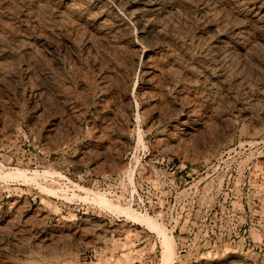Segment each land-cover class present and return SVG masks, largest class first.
Returning a JSON list of instances; mask_svg holds the SVG:
<instances>
[{
    "label": "rangeland",
    "instance_id": "obj_1",
    "mask_svg": "<svg viewBox=\"0 0 264 264\" xmlns=\"http://www.w3.org/2000/svg\"><path fill=\"white\" fill-rule=\"evenodd\" d=\"M64 1L68 2V0H30L31 4L29 0L23 2L21 0H0V17L2 18H0V32L5 36L8 33L13 34L11 37L10 34L6 36L7 38L10 37V43L13 40V43H16V38L27 36L32 42L36 41L37 43H34L38 47L41 45L42 48H45L49 43L48 47L52 51L48 55L43 54L45 56L42 55V58L39 57L37 65L35 64L37 72L34 70L35 73L33 75L25 74L23 71L24 65H26V57L21 53L14 52V57L9 59L6 63V66H8H5V71L7 70L6 73H9L10 78L0 83V175L2 176L4 172H10L14 168L25 170L24 172H26L28 177L32 173L39 177L40 173L45 172L43 176H40L41 178H36V184L34 182L26 183L22 179L11 181L0 178V210L3 211L0 217V251H2L0 252V264H162L159 238L151 230L134 226L123 215L117 214L116 210V212L113 211L114 206L116 208L117 205V207L133 209L139 214H147L158 222L174 246V264H202L201 262L205 264L204 261H207L206 263L208 264H226L230 261L233 262L232 264H264V81L260 84L257 82L254 90L256 88L258 90L256 92L251 90L254 93L249 91L247 96L235 92L238 98L233 95L232 101L228 100L223 103H221L222 101H214L210 103L206 101L209 98L208 88L200 83H192L194 79H191L193 78L192 65L194 66L204 59L206 60V58L203 53L202 57L201 53L196 48H193L195 46L189 42L187 36H184L187 37L184 39L179 37L180 44L190 54V57L186 60L176 47L167 45L157 50V48L141 42L137 24L129 19L125 10L118 9L114 0H99V2L98 0L97 2L96 0H87L97 8L103 6V4H108L110 9H113L111 11L115 12L121 19L123 28L119 27L121 28L119 29L120 32H117L119 36L117 33L112 34L113 31L109 34L108 40L111 39L110 41L114 42L109 43L106 38L102 37L103 35H90L84 25L78 22L79 19L77 20L74 17L75 19H72L75 22L70 20L71 17L61 11L62 7L66 6ZM259 2L264 5V0H259ZM126 3L127 6L129 4V9L133 8L135 4L132 0H126ZM25 6L26 8H24ZM50 7L53 8V11L50 10ZM37 8L41 10L39 11ZM93 8L90 7L91 10ZM91 10L84 11L85 13L81 17L85 18ZM50 13L53 14L51 15ZM35 16L37 17L35 18ZM63 16H67V20ZM26 19L31 23H27ZM196 20L195 16L191 19V22H193L191 23L192 25L190 24V29L188 28L190 36H198L201 32L200 25H198ZM48 21H51L50 24ZM69 21L71 22L67 25ZM72 22L71 28L69 24ZM76 23L78 24L75 27L74 24ZM56 25L60 29H58L59 27L55 28ZM4 26L7 27L5 28ZM63 26L66 29H63ZM36 27L39 28L37 29ZM35 28L37 30L40 29V31H36ZM46 29L49 30L47 31ZM124 29H127L130 33ZM20 30L21 32H19ZM31 31L32 33L30 34ZM75 31L77 32L75 33ZM15 32L18 34L17 36ZM23 33L26 35H23ZM34 33H38L37 36L39 38ZM45 33L51 36L53 34L56 35L52 37L50 35L46 36V39L49 38L47 43V40L43 39ZM58 33H60L59 36L61 37L58 36ZM65 33H67L66 35L69 34V38L68 36L65 37ZM78 33L81 34H79V37ZM21 34L22 36H20ZM42 34L43 36H41ZM55 36L58 37L56 38ZM72 36L77 40L73 39ZM82 36L83 39L80 38ZM87 36L92 43L87 39ZM89 36L93 38L91 37L90 39ZM95 37L96 39H94ZM116 37L119 38L117 39ZM98 38L99 40H97ZM119 39L122 42L119 43ZM126 39H130L128 41L133 45L127 42ZM58 41L62 43H58ZM184 41L185 43L187 41V44H183ZM100 42L102 43L100 44ZM75 44L76 46H73ZM55 46H58V48ZM126 47L129 48L126 49ZM171 51L174 52L172 53ZM196 52L199 54H196ZM58 54L60 55L58 56ZM83 55L85 57L88 56L85 58ZM53 56H58V59ZM99 56L103 57L105 61L103 59L100 60ZM20 57H23L24 60L22 58L23 61H21ZM152 57H155V59ZM197 58L199 59L198 62ZM165 59L167 62H165ZM58 60L59 63H56ZM10 61L11 63H9ZM170 62L176 67L179 65L176 68ZM185 63H187L186 66L184 65ZM41 64H43L42 67ZM153 65L158 67H153ZM37 66L41 67L42 70H40L41 68L37 69ZM169 66L172 68L174 66L175 71L172 69L167 71ZM10 68L11 70L9 71ZM18 68L20 69L19 71L17 70ZM157 68H159L160 72ZM163 68L166 69L163 70ZM184 68L185 70H183ZM161 69L165 73L162 74L161 72L163 71ZM43 70L48 73L47 75L50 78L44 77ZM150 71L153 72L151 73ZM170 72H173L172 75ZM52 73L53 75H51ZM180 73L182 74L180 75ZM35 74L38 76L36 77ZM52 76L57 79L51 78ZM177 76L179 80H176L178 79ZM262 76L261 79H264V74ZM27 77L31 80L27 79ZM41 77H44L43 80ZM175 77L176 79H174ZM83 78L84 80H82ZM156 78L158 80L161 78L162 80L159 82ZM87 80L90 82H87ZM11 81H13L12 85ZM42 81L45 82L42 83ZM156 82H159L162 86ZM187 82H191V84ZM46 83L50 85L48 86ZM55 83L58 84L56 85ZM176 83L178 84L175 86ZM43 84L48 87H43ZM184 84L189 87L184 86ZM155 85L159 86L160 89ZM178 85L179 87H177ZM30 86L31 88H29ZM39 86L44 88L40 97L37 95ZM23 87L27 90H22ZM61 87L64 88L62 89ZM260 89H263L262 92ZM185 90L187 92H192L193 90L191 99L185 96ZM140 92L143 94L141 95ZM46 93L47 97L44 98L43 96ZM168 93L172 95V98L167 97L171 96ZM140 95L143 98L140 99ZM260 96H262V99ZM247 97H251L253 102L259 104L253 111L254 113L248 114L240 110L244 104L242 103L243 100L245 102ZM254 97L260 102L255 101ZM152 98L153 100H151ZM162 98L167 101L162 100ZM43 99H45V102ZM181 99L185 106L182 104ZM195 100L197 101L196 103H194ZM201 100L202 102H200ZM39 101L42 103L40 104ZM122 102L124 103L122 104ZM159 103H162L163 106L159 105ZM151 104L153 108L150 107ZM158 105L161 108L164 107V109H155ZM181 106L184 108H181ZM231 106L235 108L233 109ZM180 110L183 111L181 112ZM220 111H223V114ZM202 112H206L205 115ZM160 113L162 115L158 116ZM212 118V121H208ZM261 119L262 121L258 122ZM209 123L210 127H207ZM223 128L224 130H222ZM174 130L178 131V133H183L180 141L173 137V134H175ZM250 132H252V135H249ZM230 133L232 134L230 135ZM166 134H168V137ZM161 141L162 143H160ZM176 142H179L178 145L175 144ZM165 144L170 147L167 145L166 147ZM37 185L53 192H56L59 188L67 190V192L62 195V191H58L57 196H50L44 191L45 189L42 191ZM76 186L82 187V191L76 190ZM84 188L86 191L91 192L83 191L85 190ZM72 192L76 194L75 197L70 196ZM90 193L105 195L113 207L111 209L102 208L94 201H92L94 203L90 202ZM64 195H66V198H64ZM11 202L12 204L14 202L15 207L17 205L19 207L15 208L11 205L12 208L10 206ZM8 204L11 208L6 207ZM144 207L148 211H143L142 208ZM16 209L17 211H14ZM17 212L18 215L15 214ZM14 215L17 216L15 217ZM21 215L23 218H21ZM11 216L15 218L13 219ZM2 236L6 239L2 238ZM25 238L27 239L26 241H24ZM6 241L8 242L6 243ZM224 258L225 260H223Z\"/></svg>",
    "mask_w": 264,
    "mask_h": 264
},
{
    "label": "bare ground",
    "instance_id": "obj_2",
    "mask_svg": "<svg viewBox=\"0 0 264 264\" xmlns=\"http://www.w3.org/2000/svg\"><path fill=\"white\" fill-rule=\"evenodd\" d=\"M5 1V0H4ZM8 1H10V0H8ZM23 1H25V0H21V2H23ZM34 1V0H33ZM37 1H39V0H37ZM52 1V0H51ZM56 1V0H55ZM61 1V0H60ZM67 1V0H66ZM113 1V0H112ZM115 2L114 3H116L117 4V7H118V9H120V10H125L126 12H127V15H128V17H129V19L131 20V21H133L135 24H137V26H138V30L140 31L139 33L140 34H138V35H140V40H141V42H144L146 45H148V46H151V47H154V48H157V50L158 49H162L163 47H165V46H167V45H169V46H173V47H176L177 48V50L179 49L180 50V53H182V55H183V57L184 58H186V60L190 57V54L188 53L189 51L188 50H186L184 47H182V44H180V42H179V37H183L182 39H184V38H187L188 40H189V42H191L195 47H193V48H196L197 50H198V52L199 53H201V56H202V53L204 54V57L206 58V60L204 59V60H202V61H199V59L197 60V62L198 63H196L194 66L192 65V74H193V78H191V79H194V82H192V83H195V84H197V83H200L201 85H204V86H206L207 88H208V90H209V98H207L206 99V101H208V102H210V103H213L214 101H217V102H219V101H222L221 103H223L224 101H228V100H231L232 98H233V95H235V92H238V93H242V94H244V96H247V93L249 92V91H251V90H254V87H256L257 85H256V83L257 82H259V84L260 83H263V81H264V79H261V77H263L262 75L264 74V5L262 4V3H260L259 2V0H132V1H134L135 2V4H134V7L133 8H128V6H129V4H128V6H127V3H126V0H114ZM7 2V1H6ZM29 2H30V0H29ZM44 2V1H43ZM42 2V3H43ZM48 2V1H47ZM50 2V1H49ZM63 2V1H62ZM65 2V1H64ZM96 2H97V0H96ZM98 2H99V0H98ZM106 2V1H105ZM128 2V1H127ZM3 3V2H2ZM10 3V2H9ZM31 3V2H30ZM40 3V2H39ZM39 3H37L39 6H40V4ZM45 3V2H44ZM57 3V2H56ZM59 3V2H58ZM61 3V2H60ZM66 3V2H65ZM8 4V3H7ZM25 4V3H24ZM32 4V3H31ZM30 4V5H31ZM34 4V3H33ZM52 4H53V2H52ZM51 4V5H52ZM64 4V3H63ZM102 4V3H101ZM3 5H4V3H3ZM27 5H28V3H27ZM42 5V4H41ZM50 5V6H51ZM53 5H55V4H53ZM52 5V6H53ZM60 5V4H59ZM66 6H64V7H62V9H61V11H64L66 14L65 15H68L69 17H71L70 18V20H72V21H74V19L75 18H77V20H78V22H80V24H82V25H84V27L87 29V32H89V34L90 35H103L102 37L103 38H106L107 40L109 39V34H111V32L113 31V33L112 34H115V33H117L118 31H119V29H121V28H119V27H122L123 25V23H122V21H121V19L119 18V16L114 12H112L113 11V9H112V11H111V9H110V7L108 6V4L107 5H105V4H103V6H101V7H95V6H93L92 4H91V2H89V1H87V0H68V2L65 4ZM22 6V5H21ZM35 6V5H34ZM44 6V5H43ZM58 6V5H57ZM110 6H112V5H110ZM28 7H29V5H28ZM32 7V6H31ZM30 7V8H31ZM42 7V6H41ZM48 7H49V5H48ZM53 7H55V6H53ZM90 7H94L93 8V10H91L90 9ZM116 7V8H117ZM21 8V7H20ZM24 8H26V6L24 7ZM43 8H46V7H43ZM59 8V7H58ZM61 8V7H60ZM29 9V8H28ZM38 9V8H37ZM57 9V8H56ZM55 9V10H56ZM21 10H23L22 8H21ZM25 10H27V9H25ZM32 10V9H31ZM31 10H29V12H31ZM39 10V9H38ZM41 10V9H40ZM39 10V11H40ZM50 10H52L53 11V8H51L50 7ZM87 10H91L90 11V13L88 14V15H86V17L85 18H83V17H81L85 12L84 11H87ZM24 11V10H23ZM57 11V10H56ZM25 12V11H24ZM35 13H36V11H35ZM40 13V12H39ZM38 13V14H39ZM49 13V12H48ZM118 13V12H117ZM31 14H33V13H31ZM38 14H36L38 17H39V15ZM51 14V13H50ZM53 14V13H52ZM51 14V15H52ZM55 14V13H54ZM58 14H60V13H58ZM58 14H56L57 16H58ZM30 15V14H29ZM41 15V14H40ZM126 15V14H125ZM196 17V21L198 22V25H200V29H201V32L199 33V35L198 36H190L188 33H189V27L192 25L191 23L193 22H191V19H192V17H194V16ZM1 16V15H0ZM34 16V15H33ZM37 16H35V18L37 17ZM60 16H61V14H60ZM59 16V17H60ZM77 16V17H76ZM58 17V18H59ZM64 17V16H63ZM66 17V20H67V16H65ZM64 17V18H65ZM75 17V18H74ZM1 18V17H0ZM28 18V17H27ZM49 18H51V17H49ZM56 18V17H55ZM72 18H74V19H72ZM2 19V18H1ZM0 19V20H1ZM33 19V18H32ZM61 19V18H60ZM195 19V18H194ZM27 20V19H26ZM26 20H25V22H26ZM31 20V19H30ZM33 20H35V19H33ZM38 20V19H37ZM48 20V19H47ZM63 21H65L64 19H62ZM61 20V21H62ZM123 20V19H122ZM3 21H5V20H3ZM53 21V20H52ZM59 21V20H58ZM82 21V22H81ZM6 22H8L7 20H6ZM5 22V23H6ZM30 22V21H29ZM28 22V20H27V23H29ZM38 22V21H37ZM49 22V21H48ZM51 22V21H50ZM50 22H49V24H50ZM53 22H55V21H53ZM52 22V23H53ZM66 22V21H65ZM71 21H69V22H67V25H68V23H70ZM75 22V21H74ZM4 23V22H3ZM2 23V24H3ZM24 23V22H23ZM31 23V22H30ZM45 23H47L46 21H45ZM45 23H43V25H45ZM61 23V22H60ZM8 24H10V23H8ZM32 24H33V22H32ZM32 24H30L31 26H32ZM36 24V23H35ZM37 24H39V23H37ZM48 24V23H47ZM55 24H57L56 22H55ZM59 24V23H58ZM61 24H64V23H61ZM72 24H73V22L71 23V24H69V25H71V28H72ZM78 23H76V24H74L75 25V27H76V25H77ZM191 24V25H190ZM5 25H7V24H5ZM25 25V24H24ZM27 25V24H26ZM66 25V26H67ZM11 26H13V25H11ZM35 26V25H34ZM46 26V25H45ZM49 26V25H48ZM5 27V26H4ZM7 27V26H6ZM5 27V28H6ZM9 27V26H8ZM42 27H44V26H42ZM57 27H59V26H57L56 25V27L55 28H57ZM64 27V28H63ZM63 27H61V28H63V29H66V27L65 26H63ZM74 27V26H73ZM126 27V26H125ZM193 27V26H192ZM2 28V27H1ZM4 28V29H5ZM12 28V27H11ZM14 28V27H13ZM31 28H33V27H31ZM37 29L39 28V27H36ZM35 28V29H36ZM54 28V27H53ZM123 28V27H122ZM189 28V29H188ZM36 29V31H40V29L39 30H37ZM50 29V28H49ZM48 29V30H49ZM58 29H60V27L58 28ZM67 29H68V27H67ZM75 29H77V28H75ZM81 29H82V27H81ZM80 29V30H81ZM84 29V28H83ZM128 29V28H127ZM127 29H124L125 31H127ZM194 29V28H193ZM6 30V29H5ZM16 30V29H15ZM15 30H13V31H15ZM47 30V29H46ZM47 30V31H48ZM55 30H57V29H55ZM62 30V29H61ZM71 29H69V31H70ZM191 30H192V28H191ZM1 31V30H0ZM9 31V30H8ZM34 31V30H33ZM35 31V32H36ZM52 31V30H51ZM50 31V32H51ZM53 31H54V29H53ZM68 31V32H69ZM74 31V30H73ZM83 31V30H82ZM84 31H86V30H84ZM135 31V30H134ZM195 31V30H194ZM9 32H11V31H9ZM19 32H21V30L19 31ZM24 32V31H23ZM26 32H27V30H26ZM44 32V31H43ZM50 32H48V33H50ZM67 32V31H66ZM67 32V33H68ZM71 32V31H70ZM69 32V33H70ZM77 31H75V33H76ZM120 32V31H119ZM124 32V31H123ZM128 32V31H127ZM127 32H125V33H127ZM2 32H0V83L2 82H4V81H6L7 79H9L10 78V76H9V73H6V71H5V68L8 66H6V63H7V61H9V59H12L14 56V52H18V53H21V54H23V56H25L26 57V65H24V68H23V71H24V73L26 74H28V75H33V73H35V72H37V70L35 69V64L37 65V60L39 59V57L40 58H42L41 56L43 55V54H46V55H48L49 53H52V51H51V49H50V47H48L49 46V43H48V39H46L45 37L46 36H48V35H50V34H44V36H43V34L41 35V36H43L44 38V40L46 39L47 40V43H48V46L47 47H45V48H42L41 47V45H40V47H38L34 42H36V41H33L32 42V40L31 39H29V37L27 38V36H25V37H19V38H16L17 40V42L16 43H13V36H12V40L13 41H11L12 43H10L9 42V38L11 37V35H13V34H10V33H8V34H10V37L9 38H7L6 36L8 35H2L1 34ZM6 33V32H5ZM13 33V32H12ZM17 32H15V35L17 36L18 34H16ZM25 33V32H24ZM23 33V35H26V34H24ZM32 33V31L30 32V34ZM64 33V32H63ZM62 33V34H63ZM67 33H65V37L66 36H68V35H66ZM72 33V32H71ZM82 33H84V32H82ZM128 33H130V32H128ZM4 34V33H3ZM35 34V33H34ZM38 34V33H37ZM37 34H35V36H37ZM39 34H41V33H39ZM59 34L60 33H58V36H59ZM72 34H74V33H72ZM79 34L80 33H78V37H79ZM88 34V35H89ZM118 34V33H117ZM121 34V33H120ZM28 35V34H27ZM54 35H56V34H53L52 36H54ZM64 35V34H63ZM62 35V36H63ZM81 35V34H80ZM86 35V34H85ZM126 35V34H125ZM124 35V36H125ZM130 35V34H129ZM192 35V34H191ZM195 35V34H194ZM197 35V34H196ZM20 36H22V34L20 35ZM29 36V35H28ZM32 36V35H31ZM51 36V35H50ZM49 36V37H50ZM51 36V37H52ZM57 36V37H58ZM77 36V35H76ZM84 36V35H83ZM83 36L82 37H80V38H82L83 39ZM114 36H116V35H114ZM113 36V37H114ZM118 36H119V34H118ZM184 36H187V37H184ZM38 37V36H37ZM50 37V38H51ZM56 37V36H55ZM54 37V38H55ZM56 37V38H57ZM59 37H61V36H59ZM73 37V39H76L74 36H72ZM85 37V36H84ZM92 37V36H91ZM91 37L89 36V38L91 39ZM97 37V36H96ZM96 37L94 38V39H96ZM112 37V36H111ZM35 38V37H34ZM33 38V40H35ZM39 38V37H38ZM63 38V37H62ZM68 38H69V36H68ZM79 38V39H80ZM93 38V37H92ZM100 38V37H99ZM99 38L97 39V40H99ZM117 38V37H116ZM119 38V37H118ZM117 38V39H118ZM125 38H126V36H125ZM138 38V39H139ZM41 39V38H40ZM64 39V38H63ZM72 39V38H71ZM87 39H88V36H87ZM87 39H84V40H87ZM100 39H102V38H100ZM113 39H115V38H113ZM112 39V40H113ZM116 39V40H117ZM123 39V38H122ZM121 39V40H122ZM181 39V40H182ZM39 40V39H38ZM54 40V39H53ZM57 40V39H56ZM59 40V39H58ZM69 40V39H68ZM77 40V39H76ZM81 40V39H80ZM89 40V39H88ZM87 40V41H88ZM97 40H94V41H97ZM102 40H104V39H102ZM106 40V41H107ZM111 40V39H110ZM110 40H108L109 41V43L111 42ZM127 40V39H126ZM125 40V41H126ZM129 41H130V39H128ZM127 40V42H129ZM43 41V40H42ZM41 41V43H43ZM50 41V40H49ZM65 41V40H64ZM87 41H85V42H87ZM90 41V40H89ZM119 41V43L120 42H122V41H120V39L118 40ZM124 41V40H123ZM183 41V40H182ZM51 42H52V40H51ZM55 42V41H54ZM57 42V41H56ZM61 42V41H60ZM59 41H58V43H60ZM85 42H84V44H85ZM91 43H92V41H90ZM116 42V41H115ZM37 43V42H36ZM57 43V44H58ZM62 43V42H61ZM67 43H69V42H67ZM76 43V42H75ZM90 43V44H91ZM96 43H98V42H96ZM102 42H100V44H101ZM103 43H105V42H103ZM111 43H114V42H111ZM118 43V42H117ZM124 43V42H123ZM123 43H121V44H123ZM130 43V42H129ZM183 43V42H182ZM51 44H53V43H51ZM55 44V43H54ZM63 44H64V42H63ZM62 44V45H63ZM71 44H74V43H71ZM70 44V45H71ZM81 44V43H80ZM87 44V43H86ZM106 44V43H105ZM128 44V43H127ZM130 44H132V43H130ZM143 44V43H142ZM183 44H187V41H186V43H185V41H184V43ZM190 44V43H189ZM188 44V45H189ZM39 45V44H38ZM44 45V44H43ZM68 45V44H67ZM78 45V44H77ZM91 45H94V44H91ZM96 45V44H95ZM111 45V44H110ZM109 45V46H110ZM114 45V44H113ZM112 45V46H113ZM133 45V44H132ZM191 45V44H190ZM46 46V45H45ZM53 46V45H52ZM73 46H76V44L75 45H73ZM81 46V45H80ZM83 46V45H82ZM106 46V45H105ZM108 46V47H109ZM119 46H121L120 44H119ZM126 46V45H125ZM124 46V47H125ZM140 46V45H139ZM55 47H57L58 48V46H55ZM93 47V46H92ZM99 47V46H98ZM98 47H97V50H98ZM107 47V48H108ZM115 48H116V46H114ZM131 47V46H130ZM150 47V48H151ZM173 47H171V48H173ZM190 47V46H189ZM52 48V47H51ZM56 48V49H57ZM75 48V47H74ZM86 48V47H85ZM101 48V47H100ZM103 48H104V46H103ZM127 48H129V47H126V49ZM133 48H134V46H133ZM132 48V49H133ZM170 48V47H169ZM188 48V47H187ZM60 49V48H59ZM62 49V48H61ZM81 49V48H80ZM91 49V48H90ZM93 49H94V47H93ZM110 49V48H109ZM135 49V48H134ZM167 49H168V47H167ZM53 50V49H52ZM58 50V49H57ZM64 50H65V48H64ZM79 50V49H78ZM114 50V49H113ZM152 50V49H151ZM176 50V49H175ZM51 51V52H50ZM56 51V50H55ZM54 51V52H55ZM89 51V50H88ZM122 51V50H121ZM132 51V50H131ZM156 51V50H155ZM190 51H192V50H190ZM194 51H195V49H194ZM53 52V53H54ZM57 52V51H56ZM101 52V51H100ZM105 52V51H104ZM107 52H108V50H107ZM110 52V51H109ZM117 52H118V50H117ZM172 52V51H171ZM174 52V51H173ZM172 52V53H173ZM179 52V51H178ZM178 52H176V53H178ZM193 52V51H192ZM14 53V54H13ZM85 53V52H84ZM112 53V52H111ZM120 53V52H119ZM159 53H160V51H159ZM158 53V54H159ZM171 53V54H172ZM179 53V54H180ZM199 53H197L196 52V54H199ZM55 54V53H54ZM79 54V53H78ZM89 54V53H88ZM131 54V53H130ZM155 54V53H154ZM154 54H153V56H154ZM168 54V53H167ZM166 54V55H167ZM193 54V53H192ZM60 54H58V56H59ZM76 55V54H75ZM86 55V54H85ZM85 55H83L84 57H85ZM94 55V54H93ZM107 55V54H106ZM110 55H112V54H110ZM128 55V54H127ZM141 55V54H140ZM148 55V54H147ZM152 55V54H151ZM174 55V54H173ZM178 55V54H177ZM194 55V54H193ZM43 56H45V55H43ZM58 56H56V57H54V58H56V59H58L57 57ZM68 56V55H67ZM79 56V55H78ZM88 56V55H87ZM86 56V57H87ZM95 56V55H94ZM103 56V55H102ZM150 56V55H149ZM149 56H148V58H149ZM156 56V55H155ZM161 56V55H160ZM168 56V55H167ZM197 56V55H196ZM195 56V57H196ZM85 57V58H86ZM97 57V56H96ZM111 57V56H110ZM182 57V56H181ZM182 57V58H183ZM194 57V56H193ZM203 57V56H202ZM21 58V57H20ZM23 58V57H22ZM22 58H21V61H23L24 60V58H23V60H22ZM43 58H45V57H43ZM47 58H49V57H47ZM99 58H101L100 60H102L103 59V57H100L99 56ZM133 58V57H132ZM153 59H155V57H152ZM161 58H163V57H161ZM169 58V57H168ZM172 58V57H171ZM179 58V57H178ZM177 58V59H178ZM15 59H17V58H15ZM52 59V58H51ZM79 59V58H78ZM88 59H89V57H88ZM91 59V58H90ZM98 59V58H97ZM108 59V58H107ZM177 59H175L176 61H177ZM180 60H181V58H179ZM178 59V60H179ZM195 59V58H194ZM45 60H49V59H45ZM80 60H81V58H80ZM94 60H95V58H94ZM149 60V59H148ZM157 60V59H156ZM166 60V59H165ZM169 60V59H168ZM21 61H20V63H21ZM55 61V60H54ZM103 61H105L104 59H103ZM157 61H159V60H157ZM161 61H163V60H161ZM170 61H172V60H170ZM184 61H185V59H184ZM45 62V61H44ZM52 62V61H51ZM62 62V61H61ZM79 62H81V61H79ZM98 62V61H97ZM96 62V63H97ZM119 62V61H118ZM150 62V61H149ZM165 62H167V60L165 61ZM179 62V61H178ZM177 62V63H178ZM9 63H11V61L9 62ZM8 63V64H9ZM13 63H15V61H13ZM49 63H50V61H49ZM56 63H59V60H58V62H56ZM91 63H93V62H91ZM127 63V62H126ZM135 63V62H134ZM170 63H172V62H170ZM181 63V62H180ZM188 63V62H187ZM187 63H185L184 65L186 66V64ZM190 63H191V61H190ZM18 64V63H17ZM22 64V63H21ZM24 64V63H23ZM51 64V63H50ZM49 64V65H50ZM62 64V63H61ZM72 64V63H71ZM80 64V63H79ZM83 64V63H82ZM123 64V63H122ZM150 64V63H149ZM164 64V63H163ZM167 64V63H166ZM194 64V63H193ZM14 65H16V64H14ZM19 66H20V64H18ZM40 65V64H39ZM42 65L43 64H41V67H42ZM52 65V64H51ZM60 65V64H59ZM69 65V64H68ZM85 65V64H84ZM92 65V64H91ZM94 65V64H93ZM96 65H98V64H96ZM95 65V66H96ZM148 65V64H147ZM157 65V64H156ZM156 65H153V67L154 66H156ZM159 65V64H158ZM172 65H174L173 63H172ZM171 65V66H172ZM179 65V64H178ZM178 65H177V67H178ZM180 65H182V64H180ZM6 66V67H5ZM48 66V65H47ZM53 66V65H52ZM56 66H57V64H56ZM55 66V67H56ZM63 66V65H62ZM76 66V65H75ZM85 66H88V65H85ZM149 66H152V65H149ZM161 66V65H160ZM171 66H169V67H167V71L168 70H170V69H172L173 71H175L174 70V66H173V68L171 67ZM16 67V66H15ZM18 67V66H17ZM38 67V66H37ZM36 67V68H37ZM40 67V68H41ZM44 67V66H43ZM45 67H46V65H45ZM49 67H51V66H49ZM84 67V66H83ZM83 67H79V68H83ZM99 67V66H98ZM97 67V69H99ZM109 67V66H108ZM156 67H158V66H156ZM176 67V66H175ZM176 67V68H177ZM188 67V66H187ZM189 67H191V65H189ZM39 67L37 68V69H40ZM53 68V67H52ZM58 68H59V66H58ZM64 68V67H63ZM68 68V67H67ZM71 68V67H70ZM87 68V67H86ZM103 68V67H102ZM128 68V67H127ZM160 68V67H159ZM159 68H157L158 69V71H159ZM186 68V67H185ZM185 68L183 69V70H185ZM47 69V68H46ZM46 69H45V71H46ZM76 69H77V67H76ZM92 69H93V67H92ZM107 69V68H106ZM114 69V68H113ZM166 69V68H165ZM164 68H163V70H165ZM187 69V68H186ZM11 70V68L9 69V71ZM18 71L20 70L19 68L17 69ZM16 70V71H17ZM22 70V69H21ZM34 70H36L35 72H34ZM40 70H42V68L40 69ZM68 70V69H67ZM71 70V69H70ZM73 70V69H72ZM75 70V69H74ZM78 70V69H77ZM100 70V69H99ZM162 70V69H161ZM162 70V71H163ZM180 70V69H179ZM182 70V69H181ZM182 70V71H183ZM13 71H14V69H13ZM15 71V72H16ZM22 71V72H23ZM48 71H50V70H48ZM47 71V72H48ZM56 71V70H55ZM58 71V70H57ZM60 71H62V70H60ZM59 71V72H60ZM79 71V70H78ZM81 71V70H80ZM115 71V70H114ZM177 71V70H176ZM12 72V71H11ZM39 72V71H38ZM41 72V71H40ZM44 74L43 75H45L44 77L45 78H50L47 74L48 73H46V72H44V70L42 71ZM59 72H57L58 74H59ZM66 72V71H65ZM64 72V73H65ZM72 72V71H71ZM71 72H70V74H71ZM77 72V71H76ZM75 72V73H76ZM99 72V71H98ZM151 72V71H150ZM153 72V71H152ZM151 72V73H152ZM160 72V71H159ZM56 73V72H55ZM67 73V72H66ZM73 73V72H72ZM79 73V72H78ZM81 73V72H80ZM83 73V72H82ZM102 73V72H101ZM104 73H106V72H104ZM109 73V72H108ZM114 73V72H113ZM143 73H144V71H143ZM162 74L163 73H165L164 71L163 72H161ZM166 73H168V72H166ZM171 73V72H170ZM173 73V72H172ZM172 73H171V75H172ZM178 73V72H177ZM176 73V74H177ZM183 73H184V71H183ZM17 74V73H16ZM99 74V73H98ZM107 74V73H106ZM105 74V75H106ZM115 74V73H114ZM146 74V73H145ZM154 74V73H153ZM153 74H151V75H153ZM169 74V73H168ZM175 74V73H174ZM179 74V73H178ZM177 74V75H178ZM182 73H180V75H181ZM22 75H23V73H22ZM21 75V76H22ZM36 75V74H35ZM39 75H41V74H39ZM42 75V76H43ZM51 75H53V73L51 74ZM68 75H69V73H68ZM68 75H67V77H68ZM96 75V74H95ZM109 75V74H108ZM107 75V76H108ZM113 75V74H112ZM119 75V74H118ZM149 75V74H148ZM155 75H156V73H155ZM154 75V76H155ZM20 76V77H21ZM25 76V75H24ZM38 75H36V77H37ZM48 76V77H47ZM59 76V75H58ZM102 76H103V74H102ZM150 76V75H149ZM168 76H170V75H168ZM183 76V75H182ZM44 77H41L42 78V80H43V78ZM55 77V76H54ZM53 76L51 77V78H54ZM73 77V76H72ZM80 77V76H79ZM103 77H105V76H103ZM113 77V76H112ZM145 77H147V76H145ZM144 77V78H145ZM157 77H158V75H157ZM184 77V76H183ZM187 77V76H186ZM29 77H27V79H28ZM35 78V77H34ZM40 78V77H39ZM100 78V77H99ZM102 78V77H101ZM110 78H111V76H110ZM159 78V77H158ZM165 78V77H164ZM177 78H178V76H177ZM188 78H189V76H188ZM187 78V79H188ZM15 79H18V78H15ZM15 79H14V81H15ZM20 79V78H19ZM30 79V78H29ZM33 79V78H32ZM36 79H38V78H36ZM54 79H57V78H54ZM107 79V78H106ZM149 79H150V77H149ZM151 79H152V76H151ZM174 79H176V77L174 78ZM174 79H172L173 81H175ZM11 80V79H10ZM9 80V81H10ZM21 80V79H20ZM25 80V79H24ZM31 80V79H30ZM29 80V81H30ZM41 80V79H40ZM47 80V79H46ZM51 80V79H50ZM49 80V81H50ZM66 80H67V78H66ZM82 80H84V78L82 79ZM117 80H119V79H117ZM154 80V79H153ZM156 80H158L157 78H156ZM160 80H162L161 78H160ZM160 80H158L159 82H160ZM176 80H179V78L178 79H176ZM184 80V79H183ZM186 80V79H185ZM190 80V79H189ZM188 80V81H189ZM23 81V80H22ZM27 81V80H26ZM25 81V82H26ZM28 81V82H29ZM34 81V80H33ZM57 81V80H56ZM61 81V80H60ZM86 81V80H85ZM84 81V82H85ZM99 81H101V80H99ZM104 81H105V79H104ZM111 81V80H110ZM149 81V80H148ZM166 81V80H165ZM170 81H171V79H170ZM172 81V82H173ZM192 81V80H191ZM12 82L13 81H11V85H12ZM38 82V81H37ZM45 82V81H44ZM43 81H42V83H44ZM62 82V81H61ZM87 82H90L89 80H87ZM159 82H156V83H159ZM181 82V81H180ZM48 83H50V82H48ZM86 83V82H85ZM92 83V82H91ZM103 83V82H102ZM105 83V82H104ZM162 83V82H161ZM179 83V82H178ZM178 83H176L175 84V86L178 84ZM187 83H190L191 84V82H187ZM21 84V83H20ZM22 84H24V83H22ZM36 84V83H35ZM47 84V83H46ZM56 85L58 84V83H55ZM64 84V83H63ZM86 84H88V83H86ZM101 84V83H100ZM107 84V83H106ZM160 84V83H159ZM164 84V83H163ZM169 84V83H168ZM183 84V83H182ZM189 84V85H190ZM258 84V85H259ZM24 85H26V84H24ZM23 85V86H24ZM34 85V84H33ZM48 86L50 85V84H47ZM54 85V84H53ZM70 85V84H69ZM102 86H103V84H101ZM114 85V84H113ZM124 85V84H123ZM146 86H148L147 84H145ZM161 85V84H160ZM165 85V84H164ZM170 85H172V84H170ZM186 84H184V86H185ZM256 85V86H255ZM6 86V85H5ZM17 86V85H16ZM21 86V85H20ZM46 85L45 84H43V87H45ZM48 86H46V87H48ZM64 86H66V85H64ZM77 86V85H76ZM92 86V85H91ZM101 86V87H102ZM152 86V85H151ZM155 86H157V85H155ZM162 86V85H161ZM168 87H169V85H167ZM174 86V87H175ZM181 86V85H180ZM188 85H186V87H187ZM197 86V85H196ZM25 87V86H24ZM22 88V90L23 89H26V88ZM27 87V86H26ZM40 87V86H39ZM43 87H40V88H37V92H38V94L37 95H39L38 97H40V94H41V92H42V90L44 89ZM52 87V86H51ZM54 88H55V86H53ZM60 87V86H59ZM88 87V86H87ZM117 87V86H116ZM159 86H157V88H158ZM166 87V86H165ZM177 87H179V85L177 86ZM182 87V86H181ZM189 87V86H188ZM192 87V86H191ZM205 87V88H206ZM262 87V86H261ZM261 87H259V88H261ZM12 88V87H11ZM19 88V87H18ZM29 88H31V86L29 87ZM57 88V87H56ZM62 88V87H61ZM64 88V87H63ZM62 88V89H63ZM89 88V87H88ZM92 88V87H91ZM94 88V87H93ZM106 88V87H105ZM147 88V87H146ZM152 88V87H151ZM164 88V87H163ZM167 88V87H166ZM165 88V89H166ZM197 88H200V87H197ZM263 88V87H262ZM0 89H1V87H0ZM4 89H6V88H4ZM9 89V88H8ZM7 89V90H8ZM21 89V88H20ZM46 89V88H45ZM58 89H60V88H58ZM58 89H57V91H58ZM82 89V88H81ZM101 89V88H100ZM143 89H145V88H143ZM159 89H160V87H159ZM177 89V88H176ZM193 89V88H192ZM196 89V88H195ZM27 90V89H26ZM32 90H34V89H32ZM47 90V89H46ZM51 90H53V89H51ZM55 90V89H54ZM94 90V89H93ZM104 90V89H103ZM161 90H162V88H161ZM179 90V89H178ZM191 90V89H190ZM194 90V89H193ZM193 90H192V92H187L186 90V92L184 93L185 94V96H187V97H190V99H191V97H193V95H192V93H193ZM197 90H199V89H197ZM196 90V91H197ZM203 90V89H202ZM256 90H258L257 88H256ZM256 90H254L255 92H256ZM261 90V92H262V90L263 89H260ZM29 91V90H28ZM49 91V90H48ZM83 91V90H82ZM91 91V90H90ZM102 91V90H101ZM110 91V90H109ZM150 91H152V90H150ZM154 91V90H153ZM159 91V90H158ZM157 91V92H158ZM173 91H174V89H173ZM182 91V90H181ZM184 91V90H183ZM195 91V90H194ZM34 92V91H33ZM45 92H47V91H45ZM59 92V91H58ZM86 92V91H85ZM88 92V91H87ZM105 92V91H104ZM144 92V91H143ZM165 92V91H164ZM179 92V91H178ZM251 92H253V91H251ZM44 93V92H43ZM65 93V92H64ZM120 93V92H119ZM141 93V92H140ZM145 93V92H144ZM148 93V92H147ZM156 93V92H155ZM159 93H160V91H159ZM163 93V92H162ZM172 93V92H171ZM176 93V92H175ZM197 93V92H196ZM203 93H204V91H203ZM202 92H201V94H203ZM254 93V92H253ZM29 94H31V93H29ZM63 94V93H62ZM143 93H141V95H142ZM146 94V93H145ZM150 94H152V93H150ZM169 94V93H168ZM179 94V93H178ZM252 94V93H251ZM259 94V93H258ZM262 94V93H261ZM32 95V94H31ZM47 95V93L45 94V96H43L44 98L45 97H47L46 96ZM64 95V94H63ZM63 95H62V97H63ZM91 95H92V93H91ZM91 95H89V96H91ZM141 95H140V99L141 98H143V97H141ZM157 95H159V94H157ZM161 96H162V94H160ZM169 95H171V94H169ZM174 95V94H173ZM198 95V94H197ZM241 95V94H240ZM248 95H249V93H248ZM253 95H255V94H253ZM263 95V94H262ZM42 96V95H41ZM59 96V95H58ZM58 96H57V98H58ZM86 96V95H85ZM103 96V95H102ZM113 96V95H112ZM125 97H126V95H124ZM144 96V95H143ZM151 96V95H150ZM180 96V95H179ZM203 96V95H202ZM208 96V95H207ZM235 96H237V94L235 95ZM37 97V96H36ZM61 97V98H62ZM87 97V96H86ZM92 97V96H91ZM94 97V96H93ZM145 97V96H144ZM154 97H155V95H154ZM167 97H171L172 98V95L171 96H167ZM166 97V98H167ZM186 97V99H188ZM201 97V96H200ZM253 97V96H252ZM261 97V99H262V96H260ZM60 98V97H59ZM105 98V97H104ZM146 98H147V95H146ZM164 98V97H163ZM162 98V100H165V99H163ZM179 98V97H178ZM182 98V97H181ZM185 98V97H184ZM184 98H183V100H184ZM195 98V97H194ZM203 98V97H202ZM237 98H238V96H237ZM264 98V97H263ZM41 99H42V97H41ZM49 99V98H48ZM47 99V100H48ZM87 99H88V97H87ZM91 99V98H90ZM107 99H109V98H107ZM125 99V98H124ZM159 99V98H158ZM157 99V100H158ZM168 99V98H167ZM201 99V98H200ZM235 99V98H234ZM254 99H255V97H254ZM260 99V98H259ZM44 100V102H45V99H43ZM42 100V101H43ZM61 101H62V99H60ZM117 100V99H116ZM115 100V101H116ZM119 100V99H118ZM147 100V99H146ZM151 100H153V98L151 99ZM156 100V101H157ZM170 100V99H169ZM171 100H173V99H171ZM174 100H175V98H174ZM239 100V99H238ZM237 100V101H238ZM264 100V99H263ZM41 101V100H40ZM39 101V102H40ZM65 101V100H64ZM67 101V100H66ZM90 101V100H89ZM100 101V100H99ZM104 101V100H103ZM125 101V100H124ZM126 101H127V99H126ZM155 101V102H156ZM165 101H167V100H165ZM176 101V100H175ZM181 101H182V99H181ZM186 101V100H185ZM192 101H193V99H192ZM232 101V100H231ZM255 101H258L257 99H255ZM35 102V101H34ZM43 102V104H45ZM110 102V101H109ZM134 102V101H133ZM145 102V101H144ZM154 102V103H155ZM162 102V101H161ZM183 102V101H182ZM197 101L195 100L194 101V103H196ZM200 102H202V100L200 101ZM230 102V101H229ZM239 102V101H238ZM242 102V101H241ZM240 102V103H241ZM260 101H258V103H259ZM261 102H262V100H261ZM42 102H40V104H41ZM47 103V102H46ZM101 103V102H100ZM111 103V102H110ZM115 103V102H114ZM117 103H118V101H117ZM116 103V104H117ZM124 102H122V104H123ZM126 103V102H125ZM149 103V102H148ZM154 103H153V105H154ZM158 103V102H157ZM157 103H156V105H157ZM164 103V102H163ZM178 103H179V100H178ZM192 103V102H191ZM240 103H238V104H240ZM242 103H244L242 106H241V109L240 110H242L244 113L246 112V113H252L258 106H259V104H256L255 102H253V99H251V97H247L246 99H245V102H244V100H243V102ZM51 104V103H50ZM89 104V103H88ZM102 104H104V103H102ZM136 104V103H135ZM176 104V103H175ZM182 104H184V102L182 103ZM204 104V103H203ZM230 104V103H229ZM261 104V103H260ZM48 105V104H47ZM159 105H162L163 106V104L161 103H159ZM158 105V107H160L159 109H158V107L157 108H155V109H157V110H160V109H164V107L163 108H161V106H159ZM197 105V104H196ZM209 105V104H208ZM217 105H222V104H217ZM228 105V104H227ZM49 106V105H48ZM101 106V105H100ZM104 106V105H103ZM149 106V105H148ZM147 106V107H148ZM165 106V105H164ZM167 106V105H166ZM180 106V105H179ZM183 106V105H182ZM181 106V108H184V107H182ZM184 106H185V104H184ZM189 106V105H188ZM193 106V105H192ZM216 106V105H215ZM261 106V105H260ZM37 107V106H36ZM46 107V106H45ZM65 107V106H64ZM63 107V108H64ZM79 107V106H78ZM150 107H152V104H151V106ZM155 107V106H154ZM187 107V106H186ZM196 107V106H195ZM199 107H200V105H199ZM222 107V106H221ZM225 107H227V106H225ZM43 108V107H42ZM48 108V107H47ZM71 108V107H70ZM74 108V107H73ZM119 108H121V107H119ZM153 108V107H152ZM171 108V107H170ZM176 108V107H175ZM180 108V107H179ZM180 108V109H181ZM188 108V107H187ZM198 108V107H197ZM205 108V107H204ZM210 108V107H209ZM212 108V107H211ZM214 108V107H213ZM228 108V107H227ZM231 108H235V107H232L231 106ZM237 108H239V107H237ZM261 108H263V106H261ZM260 108V109H261ZM49 109V108H48ZM114 109V108H113ZM146 109V108H145ZM155 109H153V110H155ZM214 109H217V108H214ZM260 109H258V110H260ZM51 110V109H50ZM79 110V109H78ZM97 110V109H96ZM148 110V109H147ZM153 110H152V113H153ZM187 110V109H186ZM221 110V109H220ZM232 110V109H231ZM239 110V111H240ZM264 110V109H263ZM36 111V110H35ZM48 111V110H47ZM46 111V112H47ZM70 111V110H69ZM82 111V110H81ZM80 111V112H81ZM150 111V110H149ZM167 111V110H166ZM174 111V110H173ZM181 111V110H180ZM179 111V113H181ZM199 111H200V109H199ZM209 111V110H208ZM216 111V110H215ZM223 111H225V110H223ZM223 111L221 112L222 114H223ZM110 112V111H109ZM151 112V111H150ZM155 112V111H154ZM159 112V111H158ZM177 112V111H176ZM193 112V111H192ZM211 112V111H210ZM220 112H219V114H220ZM242 112V113H243ZM43 113V112H42ZM48 113V112H47ZM62 113H63V111H62ZM104 113V112H103ZM115 113V112H114ZM126 113V112H125ZM187 113V112H186ZM197 113V112H196ZM203 113V112H202ZM206 113V112H205ZM205 113H203L204 115H205ZM208 113V112H207ZM225 113H226V111H225ZM225 113H224V115H225ZM228 113V112H227ZM254 113V112H253ZM257 113H258V111H257ZM261 113V112H260ZM259 113V114H260ZM264 113V112H263ZM123 114V113H122ZM150 114V113H149ZM188 114V113H187ZM213 114H214V111H213ZM238 114V113H237ZM248 114H247V117H248ZM105 115V114H104ZM114 115V114H113ZM124 115V114H123ZM126 115V114H125ZM156 115V114H155ZM162 115V113H160V115H158V116H161ZM185 115V114H184ZM191 115V114H190ZM211 115V114H210ZM223 115V116H224ZM229 115H231V114H229ZM228 115V116H229ZM244 115V114H243ZM255 115V114H254ZM102 116H103V114H102ZM121 116V115H120ZM147 116V115H146ZM151 116V115H150ZM157 116V117H158ZM164 116V115H163ZM192 116V115H191ZM213 116V115H212ZM217 116H218V114H217ZM222 116V115H221ZM220 116V117H221ZM236 116V115H235ZM234 116V117H235ZM240 116V115H239ZM39 117V116H38ZM60 117V116H59ZM101 117V116H100ZM113 117V116H112ZM164 117H166V116H164ZM185 117V116H184ZM187 117H188V115H187ZM196 117V116H195ZM207 117V116H206ZM238 117V116H237ZM242 117V116H241ZM246 117V116H245ZM255 117H256V115H255ZM257 117H258V115H257ZM264 117V116H263ZM48 118V117H47ZM103 118V117H102ZM101 118V119H102ZM105 118V117H104ZM156 118V117H155ZM189 118V117H188ZM225 118V117H224ZM223 118V119H224ZM227 118V117H226ZM229 118H232V117H229ZM37 119V118H36ZM119 119V118H118ZM121 119V118H120ZM126 119V118H125ZM255 119H257V118H255ZM254 119V120H255ZM260 119V118H259ZM100 120V119H99ZM104 120V119H103ZM102 120V121H103ZM154 120V119H153ZM201 120H203V119H201ZM213 120V118L211 119V120H208V121H212ZM227 120V119H226ZM229 120V119H228ZM251 120V119H250ZM38 121V120H37ZM96 121V120H95ZM114 121V120H113ZM127 121V120H126ZM195 121V120H194ZM207 121V122H208ZM218 121V120H217ZM231 121V120H230ZM246 121H248V120H246ZM252 122H253V120H251ZM262 121V119L259 121L258 120V122H261ZM264 121V120H263ZM36 122V121H35ZM104 122V121H103ZM222 122V121H221ZM250 122V121H249ZM256 122V121H255ZM41 123V122H40ZM118 123V122H117ZM121 123V122H120ZM193 123V122H192ZM199 123V122H198ZM203 123V122H202ZM201 123V124H202ZM206 123V122H205ZM214 123H215V120H214ZM197 124V123H196ZM195 124V125H196ZM207 124V123H206ZM212 124V123H211ZM246 124H248V123H246ZM116 125V124H115ZM204 125V124H203ZM210 125V123L208 124V126L207 127H210L209 126ZM227 125V124H226ZM253 125V124H252ZM255 125V124H254ZM259 125V124H258ZM202 126V125H201ZM205 126V125H204ZM219 126V125H218ZM256 126V125H255ZM261 126H262V123H261ZM187 127V126H186ZM185 127V128H186ZM193 127V126H192ZM213 127V126H212ZM252 127V126H251ZM184 128V127H183ZM253 128V127H252ZM255 128V127H254ZM258 128V127H257ZM264 128V127H263ZM53 129V128H52ZM182 129V128H181ZM196 129V128H195ZM207 129V128H206ZM212 129V128H211ZM229 129V128H228ZM49 130V129H48ZM177 130V129H176ZM183 130H185V129H183ZM199 130V129H198ZM208 130V129H207ZM222 130H224V128L222 129ZM252 130V129H251ZM250 130V131H251ZM254 130V129H253ZM52 131V130H51ZM124 131V130H123ZM122 131V132H123ZM139 131V130H138ZM172 131H173V129H172ZM175 131V130H174ZM191 131V130H190ZM209 131H210V129H209ZM227 131V130H226ZM255 131H256V129H255ZM260 131V130H259ZM262 131V130H261ZM231 132V131H230ZM243 132V131H242ZM247 132V131H246ZM249 132V131H248ZM171 133V132H170ZM175 134H173V137L176 139V140H178V141H180L181 139H182V135H183V133H178V131L176 132H174ZM188 133V132H187ZM251 133V134H250ZM249 133V135H252V132H250ZM255 133V132H254ZM259 133V132H258ZM172 134V133H171ZM171 134H169L170 136H171ZM224 134H225V132H224ZM232 133H230V135H231ZM163 135V134H162ZM168 134H166V136H167ZM229 135V134H228ZM238 135V134H237ZM254 135V134H253ZM169 136V137H170ZM226 136H227V134H226ZM168 137V136H167ZM172 137V138H173ZM229 137V136H228ZM231 137V136H230ZM158 138V137H157ZM163 138H164V136H163ZM159 139V138H158ZM162 139V138H161ZM167 139V138H166ZM174 139V140H175ZM168 140V139H167ZM89 141V140H88ZM172 141V140H171ZM170 141V142H171ZM169 142V141H168ZM94 143V142H93ZM160 143H162V141L160 142ZM166 143V142H165ZM178 143L179 142H176L175 144H177L178 145ZM91 145H92V143H91ZM169 146L168 144H165V146ZM166 146V147H167ZM172 146V145H171ZM89 147V146H88ZM87 147V148H88ZM91 147V146H90ZM161 147H162V145H161ZM170 147V146H169ZM86 148V147H85ZM95 148V147H94ZM92 149V148H91ZM96 149V148H95ZM164 149V148H163ZM172 149V148H171ZM174 149V148H173ZM166 150V149H165ZM175 150H176V148H175ZM179 150H180V148H179ZM85 151V150H84ZM93 151V150H92ZM97 151V150H96ZM88 153V152H87ZM91 153V152H90ZM97 153V152H96ZM87 155V154H86ZM88 156V155H87ZM12 170V169H11ZM25 171V170H24ZM24 171H22V170H19V169H16V168H14L12 171H10V172H7V173H3L2 174V176L0 175V178L1 179H9V180H11V181H13V180H19V179H22L24 182H34L35 184H36V178L38 177L36 174H34V173H32L31 174V176L30 177H28V175L26 174V172H24ZM2 173V172H1ZM41 174V175H40ZM39 175L40 176H43L44 174H45V172H43V173H40ZM47 174V173H46ZM39 176V177H40ZM38 177V178H39ZM41 178V177H40ZM67 180V179H66ZM68 181V180H67ZM69 182V181H68ZM25 183V184H26ZM38 184V183H37ZM73 185V184H72ZM37 186H39V185H37ZM39 188H40V190H44L41 186H39ZM60 189V190H59ZM59 189H57L56 190V192H53L52 190H48V189H45L44 191H46L47 192V194H50V196L51 195H53V196H57V192L59 191V192H61L62 191V195H63V193L65 194L66 192H67V190L65 191V190H62L61 188H59ZM65 189V188H64ZM82 187H79V186H76V190H80V191H82ZM85 189V188H84ZM83 191H86V189L85 190H83ZM86 192H91V191H86ZM84 193V192H83ZM86 194V193H85ZM87 195V194H86ZM70 196H72V197H75L76 196V194L75 193H73L72 192V194L70 195ZM70 196H69V198H70ZM89 196H91V201L90 202H92V201H94L98 206H100V207H102V208H112L113 207V205H112V203L105 197V195H103V194H100V193H90V195ZM71 197V198H72ZM80 197V196H79ZM64 198H66V195H64ZM68 199V198H67ZM86 199H87V197H86ZM85 199V200H86ZM94 202H92V203H94ZM16 203V202H15ZM18 203V202H17ZM20 204H22V203H20ZM7 205V204H6ZM14 206V202H13V204H12V202L10 203V206ZM9 206V204H8V206H6V207H10ZM11 206V207H12ZM24 206V205H23ZM22 206V207H23ZM118 206V205H117ZM116 206V208H115V206H114V209H113V211H117L118 213L117 214H121V215H123V217H125L127 220H129L132 224H134V226H138V227H145L147 230H151L159 239L158 240H160V246H161V259H162V264H174L173 263V260H174V255H175V252H174V246H173V244H172V241H171V239L167 236V234L163 231V229L161 228V226L158 224V222L153 218V217H151V216H149V215H147V214H139L137 211H135V210H133V209H130V208H122V207H117ZM3 207H5V206H3ZM10 207V208H11ZM15 207V206H14ZM17 207H19V205H17ZM17 207H15V208H17ZM1 208V207H0ZM13 208V207H12ZM3 209V208H2ZM6 209V208H5ZM19 210H20V208H19ZM21 210H23V209H21ZM28 210V209H27ZM9 211H10V209H9ZM14 211H17V209L16 210H14ZM24 211V210H23ZM22 211V212H23ZM115 211V212H116ZM2 212L3 211H1L0 210V217L2 216ZM19 212V211H18ZM18 212L17 213H15V214H17L18 215ZM25 212V211H24ZM37 212V211H36ZM6 213H7V211H6ZM10 213V212H9ZM26 213V212H25ZM24 213V214H25ZM13 214V213H12ZM20 214H22V213H20ZM10 215V214H9ZM16 215V216H17ZM6 216V215H5ZM15 216V215H14ZM15 216V217H16ZM14 217V218H15ZM11 218H13L12 216H11ZM13 218V219H14ZM19 218V217H18ZM21 218H23L22 217V215H21ZM20 218V219H21ZM9 219V218H8ZM19 219V220H20ZM41 219V218H40ZM16 220V219H15ZM18 220V221H19ZM42 220V219H41ZM41 220H39V221H41ZM5 221V220H4ZM3 221V222H4ZM10 221V220H9ZM12 221V220H11ZM17 221V222H18ZM13 222H15V221H13ZM23 222V221H22ZM16 223V222H15ZM18 223H20V222H18ZM1 224V223H0ZM4 224V223H3ZM19 226V225H18ZM3 227V226H2ZM6 228V227H5ZM11 231V230H10ZM15 231V230H14ZM8 232V231H7ZM1 235H3V234H1ZM10 235V234H9ZM36 235V234H35ZM5 236V235H4ZM24 237H25V235H23ZM1 237V236H0ZM8 237V236H7ZM19 237H21V236H19ZM2 238H4L3 236H2ZM11 238V237H10ZM4 239H6V238H4ZM21 239H23V238H21ZM27 239L25 238V240L24 241H26ZM8 241H6V243H7ZM12 242V241H11ZM8 245H10V244H8ZM22 245V244H21ZM24 245V244H23ZM2 246V245H1ZM133 246V245H132ZM25 247H26V243H25ZM125 247V246H124ZM127 247V246H126ZM221 247V246H220ZM226 247V246H225ZM5 248V247H4ZM7 248V247H6ZM152 248L154 249V247L152 246ZM2 249H3V247H2ZM216 249V248H215ZM121 250V249H120ZM231 250V249H230ZM129 251V250H128ZM0 252H2V251H0ZM229 253V252H228ZM234 253H236V252H234ZM231 254V253H230ZM226 255V254H225ZM233 256V255H232ZM228 257V256H227ZM230 257V256H229ZM226 258V257H225ZM225 258L223 259V260H225ZM230 259V258H229ZM240 259H242V258H240ZM205 260V259H204ZM218 260V259H217ZM210 261V260H209ZM239 261V260H238ZM241 261H243V260H241ZM205 262V264H208V263H206L207 261H204ZM211 262V261H210ZM225 262V261H224ZM228 262V261H227ZM202 264H203V262H201ZM221 263V262H220ZM233 262L232 261H230V262H228V263H226V264H232ZM241 264H243V263H241ZM245 264H248V263H245Z\"/></svg>",
    "mask_w": 264,
    "mask_h": 264
},
{
    "label": "built area",
    "instance_id": "obj_3",
    "mask_svg": "<svg viewBox=\"0 0 264 264\" xmlns=\"http://www.w3.org/2000/svg\"><path fill=\"white\" fill-rule=\"evenodd\" d=\"M142 210L145 211V212L148 211L146 207L142 208Z\"/></svg>",
    "mask_w": 264,
    "mask_h": 264
}]
</instances>
